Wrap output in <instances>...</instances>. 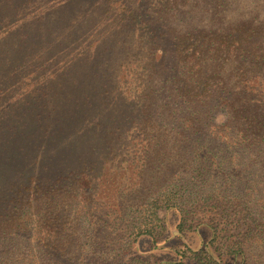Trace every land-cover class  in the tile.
Here are the masks:
<instances>
[{
	"label": "trees",
	"instance_id": "trees-1",
	"mask_svg": "<svg viewBox=\"0 0 264 264\" xmlns=\"http://www.w3.org/2000/svg\"><path fill=\"white\" fill-rule=\"evenodd\" d=\"M229 2L0 0V239L31 237L34 248L19 262H13L7 249L0 253V264H111L125 255L134 256V264H150L137 239L158 243L171 235L161 210L177 216L175 228L183 236L192 227L205 226L214 239L230 240L219 245L226 254L237 252L242 244L237 237L245 229L257 230L249 224L239 229V220L246 223L244 215L229 218L236 204L221 189L203 184L207 173H219L210 169L220 164L212 142L224 145L226 159L249 153L246 158L252 164L264 158V14L255 19L227 17L225 12L237 7ZM173 15L189 17L184 23L190 20L191 27H173ZM133 37L138 48L143 44L152 53L153 81H146V99L132 101V111L121 108L129 131L141 124L130 140L151 144L146 134L152 132L150 118L159 109L183 144L175 159L185 157L184 163L171 181L150 182L135 201L102 208L100 215L99 210L98 215L69 208L64 212L52 198V192L60 190L54 183L79 173L78 163L86 155L80 153L87 149L84 142L91 130L104 132L97 142L106 148L126 141L115 123L119 119L113 114L121 111L110 81L116 52L127 50ZM10 102L16 112L6 109L4 104ZM72 143H78L79 153L66 155ZM106 148L101 159L109 160L112 154ZM58 161L77 164L54 169ZM183 175L194 187L187 201ZM39 197L50 198V213L30 225L29 213L19 212ZM83 216L87 229L79 225ZM98 249L111 258L96 255ZM183 255L176 254L179 260ZM195 255L198 264H218L207 249Z\"/></svg>",
	"mask_w": 264,
	"mask_h": 264
},
{
	"label": "rangeland",
	"instance_id": "rangeland-1",
	"mask_svg": "<svg viewBox=\"0 0 264 264\" xmlns=\"http://www.w3.org/2000/svg\"><path fill=\"white\" fill-rule=\"evenodd\" d=\"M233 1L237 6L235 7L233 3L235 11L227 10L225 16L232 14V16L236 17H254L255 19L257 17L260 18L264 14L261 11L264 9V0ZM231 3L232 0L227 4L231 5ZM199 12L201 13V11ZM193 14L189 13L190 16H193ZM170 19L171 25L180 31L191 27L190 20L188 24L184 23V20L190 19L189 17L184 18L173 15V18L170 17ZM193 19H195L194 16ZM196 25H200L199 22ZM141 45L142 48H138L137 42L133 37L127 50L122 47V50L116 52L111 70L110 83L116 87L115 93L117 92L118 94L114 97H116L119 103V110L121 111L120 114L113 115L119 119L115 123L120 126L119 133L122 136V140L126 137V141H118L116 144L109 143L106 148L101 142H97L98 137L104 132L97 129L92 131L93 127H90L89 138L84 142L87 149L80 153L86 155L82 156L83 160L78 163V167H80L79 173L75 177H67L61 182L54 183L56 185L55 188H60V190L52 192L55 194L52 198H54V202L62 204L61 208L65 210L64 212L69 208L70 210L76 209L78 214L85 213V215H88L87 212L90 213L92 211L96 212L95 215H98L97 210H99L100 215L104 211L102 208L111 209L117 205H125L128 201H135L142 195L150 182L152 185H160L166 182L167 178L168 181H171L172 174L184 163L185 157H180L183 159L182 161L175 159L179 146H183V144L179 142L173 126L168 123L165 124L159 116V109L153 112L150 118L153 125L152 132L146 134L147 141L148 139L151 140V144L148 145L146 140L141 143H134L130 140L138 132L141 124L135 126L133 131H129V128L125 126L127 121L123 120L125 116L123 117L121 108L124 107L132 111L135 108L134 106L130 108L132 101L140 104L145 100L144 94L146 95V93L142 94V92L147 84L146 81H150V83L153 81L149 77L151 74L150 68L153 64L152 53L146 49V46ZM54 86L57 88V85ZM119 99H121V102H119ZM13 103L10 102L4 105H7L6 109L16 112L17 109L15 108L17 106H14ZM111 125L109 123L107 127ZM162 125H166L165 129L161 127ZM110 129L112 131L116 130L115 126L110 127ZM93 146L94 148H91ZM209 146L212 152L218 153L216 161L220 162L218 166L215 165L210 167V169H216L219 173H207V179L203 184L206 183L208 189H221L220 192L226 195V199L236 204L234 211L237 214L232 212L229 218L235 217L236 219L237 216L242 217L244 215L246 223L241 225L244 220H239V229H244L249 224L251 227L256 228L257 226V230H263L245 229L244 235L237 237V240L239 239L242 243L240 246H234L238 248L237 252L226 254L222 252V248L219 245L230 240L222 237L221 240L220 238L214 239L213 235H211V230L205 226L192 227L190 233H186V236H183L175 228L177 216L172 215L169 212L170 210L166 213L161 210L159 214L165 218L164 223L168 225V231L171 235L163 242L158 243H149L147 238L137 239L140 253L145 254V252H148L147 258L150 260V264H181L179 261L185 260L186 257L187 261L185 264H198L195 254L201 249H207L209 255L213 252L214 259L218 264H264V158L259 157L252 164L246 158L249 153H245L242 159H226L229 153L224 151V145L215 141ZM55 147L57 148L56 145ZM78 148V143H72L64 151L66 155H70L73 152L76 153ZM103 148H106L112 154L109 155V160L106 157L101 159ZM187 152L186 156L189 157L192 153V147ZM90 155L93 159L90 161L85 160ZM76 164L71 165L70 163H60L58 161L54 169L59 167L71 169ZM88 167L92 169L89 172H87ZM189 179L187 175H183L180 180L183 184H188L187 191L183 196L185 201L188 200V197H192L187 195L194 189L193 186H190L192 181H188ZM41 193L39 192L38 194ZM49 199L39 197V200L31 202V206H27L28 209L26 206L20 209L22 211L19 214H24L27 211L31 221L30 225H35L39 216L43 214L47 216L50 213V209H47L50 208ZM245 212L248 214H245ZM83 219H85L84 216L80 218L79 225L83 229H87V222ZM177 235H181V237L179 239L175 238ZM31 239V237L29 239L28 237H15L12 241L7 237L2 238L0 239V253L3 254V251L7 249L11 250L12 259H15L13 262H19L22 257L26 258L28 254L33 252L34 248H31ZM179 251L181 254L184 253L180 260L179 256H176V254H180ZM218 253L221 257H217ZM96 255L101 258H111L103 249H98ZM133 257L125 255L118 261H112L111 264H134L132 262L135 261ZM174 259L175 261H173Z\"/></svg>",
	"mask_w": 264,
	"mask_h": 264
}]
</instances>
